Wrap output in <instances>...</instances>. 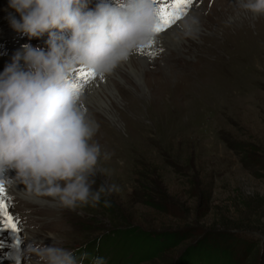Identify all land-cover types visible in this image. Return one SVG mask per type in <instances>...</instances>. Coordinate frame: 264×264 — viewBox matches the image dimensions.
Segmentation results:
<instances>
[{"label":"rangeland","instance_id":"374dc122","mask_svg":"<svg viewBox=\"0 0 264 264\" xmlns=\"http://www.w3.org/2000/svg\"><path fill=\"white\" fill-rule=\"evenodd\" d=\"M98 3L88 0L85 10H95ZM213 7L216 10L225 7L224 26L235 23L245 29L239 38L242 46L237 43L235 49L231 48L232 59L224 62L229 65L228 71L200 74L202 59L194 55L199 56L202 47L198 44L202 41L195 35L184 34L176 48L159 50L158 46L146 51L159 50L165 54L158 74L153 75L155 78H148L147 72L157 67L152 65L158 59L156 55H149L151 61L145 66L133 54L138 69L133 71L124 62L106 75L113 94L104 92L102 97L110 116L96 106L92 112L101 119V126L95 125V133L103 129L109 134L107 142L111 143L105 141L101 147L92 188L95 191L103 183L116 185L118 191L102 194L95 207L89 203L74 210L61 207L51 197H40L51 201H40L44 208L18 195L12 198L10 209L19 218L20 232L0 235V264H17L18 259L19 264H30L23 257L25 239L37 235V240L51 245L52 239L45 238L49 233L55 234L60 246L73 250L78 258L87 253L88 259L83 264H91L94 257H103L106 264H171L184 251L185 244H195L200 235L212 240L211 245L238 253V264H264V64L258 63L264 55H257L264 52V15L239 10L236 0H194L191 8L198 10L199 16L209 18ZM10 16L21 19L9 6V0H0V61L9 60L12 52L22 50L19 39L47 50V33L29 37L18 32L12 27ZM198 28L200 33H209L201 25ZM170 29L157 36L167 34ZM43 39V43H38ZM166 42L174 44L169 39ZM189 43L196 47H189ZM185 47H188L186 54ZM82 71L88 72L84 69L79 72ZM76 72L73 78L79 87L82 80ZM118 88L129 99L131 96L137 99V105L129 101L134 110L141 108L140 118L129 113L128 123L120 121L119 111L125 102ZM81 94H85V89ZM156 94L159 102L154 111H149L147 105ZM187 101L191 104L192 121H170L177 116V106L186 107ZM86 104L89 106L88 100ZM117 135L127 141L115 140ZM111 148L112 157L108 156ZM105 201L112 214L99 207ZM110 220L126 223L136 232L129 238L132 243L105 235L111 228ZM171 229L185 230L192 237L178 251L137 262L142 236L147 239ZM221 232L234 234L243 241L222 240ZM17 235L21 240L18 246ZM251 237L260 243L252 245Z\"/></svg>","mask_w":264,"mask_h":264},{"label":"clouds","instance_id":"9594fccd","mask_svg":"<svg viewBox=\"0 0 264 264\" xmlns=\"http://www.w3.org/2000/svg\"><path fill=\"white\" fill-rule=\"evenodd\" d=\"M236 5L264 15V0H236ZM9 6L21 17L10 16L15 30L49 38L47 50L24 44L0 73V175L15 170L10 180L23 184L28 197H51L72 210L89 203L95 207L102 194L118 188L103 183L92 188L101 147L91 142L96 129L82 110L73 74L86 67L104 77L150 44L157 27L154 2L100 0L87 11L88 0H9ZM195 23L185 21L181 27L190 34ZM36 236L26 239L23 250L30 264L32 258L34 264H83L88 259L87 253L78 258L61 247L53 233L45 237L51 245ZM91 264L106 262L94 257Z\"/></svg>","mask_w":264,"mask_h":264},{"label":"bare ground","instance_id":"6f19581e","mask_svg":"<svg viewBox=\"0 0 264 264\" xmlns=\"http://www.w3.org/2000/svg\"><path fill=\"white\" fill-rule=\"evenodd\" d=\"M94 1L100 2V0H94ZM110 2L114 3L115 0H110ZM224 8L225 7L221 8L219 10L218 9L216 10V8L213 7V9H212L213 15H211V17H209V18H206L204 16L203 17L199 16L198 10L196 11L195 9L191 8L190 10H188L186 19L184 21H178L176 23V26L173 29L168 28L170 30L167 34H164L162 36L155 35V37L153 39L155 41V43H150V44H148L142 48H139L138 50L133 52V54H135L139 57V60L142 62V64H144L145 66L146 65L148 66L151 59H149L150 56L146 53V51H148L149 49H152V50L158 49V46H160L159 50H162L163 48H166V49L176 48L175 46H177L181 42V39L183 38L184 34L193 35V36L195 35L198 37L199 41H202L201 44H198L199 47H202L198 52L199 56H197V54L194 55L195 58L199 57L200 59H202L200 61L202 63V65L199 66V69L201 70L200 74H208V75L209 74H225L228 71L229 65L224 64V62H225V60L230 59L233 56V53L229 50L231 48L235 49L237 46V43L242 46V43H240L239 38H240V35H243V34H241V30L245 31V29H242L241 27L237 26L235 23L231 24V26H229V25L224 26L223 20H225L224 16H225V12H226L224 10ZM193 19L196 20L197 23L192 25V32L189 34L186 32V30L184 28L181 27V25H183L185 21L191 22ZM199 25L206 28V31L209 33L205 34V33L198 32L199 31V28H198ZM243 27H245V26H243ZM211 28H214V30L209 31L208 29H211ZM246 31L250 33L249 29H247ZM242 33H244V32H242ZM253 37H254V35H253ZM168 39L170 41H174V44L167 43L166 40H168ZM193 46L196 47V44L189 43V47H193ZM251 48H252V46H251ZM186 49H188V47L184 48L185 54H186V51H185ZM159 50H156V57H158V59H156L154 64H152L153 66H157V67H155L154 69L147 72L148 78H155V77H153V75L156 73L158 74V72H156V71L159 69L160 60L164 59L165 54L163 55L161 52H159ZM5 51L8 52V49H5ZM15 53L16 52H12L9 60L6 59L5 61H0V73H2L4 68L9 63L12 62V57L15 55ZM171 53L174 54L173 51ZM257 55L263 56L264 52L263 51L259 52V54H257ZM131 56L125 62L130 64V66L133 68V71H134V69H138L139 66H138V63L135 61V59ZM239 57L240 56H238V58ZM255 57H257V56H255ZM122 63H124V62H122ZM122 63H120V64L122 65ZM258 63L264 64V59L259 58ZM83 69L87 70L88 72H91V70L86 68V67H78L76 73H78L80 70H83ZM161 70H162V67L160 68V72H162ZM82 72H84V71H82ZM134 77L137 78V75L134 74ZM102 88H103V90H102ZM84 89H85V94L82 96V105H81L82 110L86 112L87 118L93 122L94 127H95V125L101 126V124H100L101 119L98 115H95L92 112V108H95V106L99 107V110L102 111L103 113H105L106 116H110V113H108L109 112L108 106L105 103V101L103 100L104 97H102V96H103L104 92H108V93H110V95L113 94L112 85H110L107 77L104 76L103 79H100V76H99L93 82L86 85ZM118 92L121 95V98L123 99V101L125 102V105H124L122 111L120 112L118 110L120 121L124 122L125 124H126V122L128 123V121L131 118V116H130L131 113L133 115L135 114L136 116H138V118H140L143 115L141 108L138 107L134 110L133 106L130 105L131 101H135L134 104L137 105V101H136L137 99L134 96H131L132 98L129 99L128 97L125 96V92L120 88H118ZM234 93H235V91L233 92V94ZM89 96H90V98H89ZM185 97H187V96H185ZM87 100H88V103H90L89 106H87V104H86ZM129 100H131V101H129ZM158 102H159L158 101V94H156L155 99H153L147 105V107L149 106V109H151L149 111H152V110L154 111ZM183 104H185V102ZM186 104H187L186 107H185V105L181 106V107H178L176 105L177 106L176 109L178 111V113L176 114L177 116L176 117L174 116V118L171 119L170 121H172V122L173 121H189V122L192 121L191 120V119H193V118H191V115H192L191 112L192 111L189 110L191 107V104L189 102ZM193 104H195V103H193ZM193 107H195V106L193 105ZM174 123H176V122H174ZM180 123H182V122H180ZM102 130L103 129H101L99 131V133H95L93 140L91 141V142L99 144L100 147H102V145L105 144V141L107 142L109 140L107 137L109 134H105L107 132H105L104 130L102 131ZM115 137H117V138H114L115 140H117L119 138V141H122V143L127 141V140L123 139L124 137H119V135H117ZM101 138H102V140H101ZM107 143H111V141H109ZM102 150H103V148H102ZM112 151H113V148H111V152L108 154V156L112 157V155H113ZM11 176H16L15 170H8L4 174L0 175V181L4 182L6 192H7L8 196L10 197V201L12 198H14L18 195V196H21L22 198H24L26 200H30L31 204L34 203L36 205H39V207L43 206L42 203H40V201H45L48 203L51 202V201L49 202L47 200L41 199L40 197H37V196L28 197L27 194L24 192L25 186L23 184H15L14 182H12L10 179L14 180V178ZM37 201H39V202H37ZM43 208H44V206H43ZM10 211L13 212L11 209H10ZM5 235H3V236H5ZM3 236H2V239H6ZM26 239H25V242L27 243L28 241ZM18 257L23 259V257H21V255H18ZM21 261L23 262L24 260H21Z\"/></svg>","mask_w":264,"mask_h":264},{"label":"trees","instance_id":"16d2710c","mask_svg":"<svg viewBox=\"0 0 264 264\" xmlns=\"http://www.w3.org/2000/svg\"><path fill=\"white\" fill-rule=\"evenodd\" d=\"M101 209H105L108 214H112L109 206L102 204L99 206ZM160 209V208H158ZM159 211L165 212L164 209ZM111 228L105 233L108 238L111 239H125V241H130L129 238H132L136 235L135 231L128 228L126 223H118L115 220H110ZM126 227V228H125ZM188 231V230H187ZM192 231V230H191ZM146 235L141 237L139 243L141 247V253L137 256V262H146L151 259L159 258L163 254H170L172 251H178L182 245L188 242L191 239L192 234L189 235L185 230H175L171 229L168 231L159 232L153 236L145 239ZM200 235L198 242L193 245L186 246L184 251L178 255V258L171 262V264H238V253L230 249H222L218 245H211L212 240L204 239V236ZM222 240L230 242L234 239L237 240V243L243 241L241 238H237L234 234H229V232H221ZM254 240V244L258 245L260 240H255L254 237H251ZM147 245H144L145 241ZM132 243V241H130ZM143 248V249H142ZM145 249V250H144Z\"/></svg>","mask_w":264,"mask_h":264},{"label":"snow or ice","instance_id":"6c2138e0","mask_svg":"<svg viewBox=\"0 0 264 264\" xmlns=\"http://www.w3.org/2000/svg\"><path fill=\"white\" fill-rule=\"evenodd\" d=\"M153 2L158 4V22L155 29V35H158L166 31L177 21L182 20L187 15L188 10L191 9L194 0H153ZM151 43H155V41L153 40ZM147 54L156 55L155 51L148 52ZM77 75L82 80V83L78 87L80 91L97 77L93 71L79 72ZM100 79H103V77H100ZM11 207L10 197L6 192L4 182L0 181V235L5 232L11 234H18L20 232L19 218L15 216L14 212L10 211ZM15 243L17 246L21 243L18 235L16 236Z\"/></svg>","mask_w":264,"mask_h":264}]
</instances>
